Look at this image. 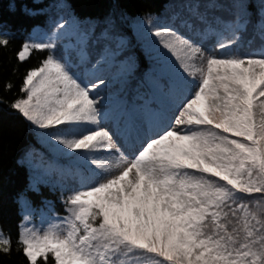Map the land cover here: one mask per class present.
Listing matches in <instances>:
<instances>
[{
  "label": "snow or ice",
  "instance_id": "obj_1",
  "mask_svg": "<svg viewBox=\"0 0 264 264\" xmlns=\"http://www.w3.org/2000/svg\"><path fill=\"white\" fill-rule=\"evenodd\" d=\"M138 3L55 0L48 31L16 54L46 52L0 100L43 149L19 160L16 251L25 264H264V48H239L249 25L264 39V0H183L166 20ZM37 215L46 226H29ZM12 251L0 233V264Z\"/></svg>",
  "mask_w": 264,
  "mask_h": 264
},
{
  "label": "trees",
  "instance_id": "obj_2",
  "mask_svg": "<svg viewBox=\"0 0 264 264\" xmlns=\"http://www.w3.org/2000/svg\"><path fill=\"white\" fill-rule=\"evenodd\" d=\"M54 0H0V20L7 21L10 32L7 47H0V100L14 98L27 69L38 67L46 52L32 50L31 55L19 62L16 54L21 45L35 29H44L49 18L50 6ZM90 3L104 5L107 0H88ZM129 11L139 13L141 6L138 0H127ZM152 11L161 15L169 4V0H150ZM25 9L37 12L28 16ZM40 9L48 11L40 12ZM106 9L92 8L88 15L94 19L102 16ZM256 17H253L255 21ZM134 52L139 58L140 69L147 68L148 62L143 52L134 45ZM6 83L13 85L9 91L4 90ZM29 145H36V138L31 134L29 126L23 118L0 103V233L12 241V254L3 259V264H25L24 258L16 251L17 238L22 218L20 215L17 194L25 189L28 172L19 160ZM50 200L54 198L47 188L43 189ZM30 199H36L29 194Z\"/></svg>",
  "mask_w": 264,
  "mask_h": 264
},
{
  "label": "rangeland",
  "instance_id": "obj_3",
  "mask_svg": "<svg viewBox=\"0 0 264 264\" xmlns=\"http://www.w3.org/2000/svg\"><path fill=\"white\" fill-rule=\"evenodd\" d=\"M181 2H183V0H169V4L166 6V8H168L169 5L179 4ZM201 2H203V0H201ZM218 2H224V0H218ZM54 3H55V0L53 1V4ZM178 10H179L178 8L170 9L168 12V16L170 17V15L173 11H178ZM163 13H164V11H163ZM163 13L161 14V19L166 20L167 18L163 15ZM53 14H54L53 10L50 9L49 10V16L53 15ZM216 14L223 16L225 18L228 17V14L226 12L218 11ZM255 21H256V19H255ZM255 21H253V24L255 23ZM46 31H48L47 26L43 30H34L33 33L30 35V37L27 40L39 41L42 38V33L46 32ZM125 34L129 37V39L132 43L133 50L135 47L134 45H136L143 52V54L145 55V57L147 59L148 66H149L151 61H150L148 55L145 53L142 42L137 40V38L134 34L133 28L132 27L126 28ZM152 39H155V38H152ZM210 45H211V41L206 43L205 47L208 48V47H210ZM239 48H240V51L242 53H247V54L257 53L262 48H264V39L261 38L258 31L256 29H254V27L252 25H249L247 30L242 34L241 40L239 42ZM90 51L93 53V57H94L95 53L99 51V46H95V47L91 48ZM261 99H264V98H261ZM36 143L38 144L37 149L43 150L41 148V146L39 145V143L37 142V140H36ZM96 155H98L101 159H103V150H100L99 152H97ZM61 163L67 164V161H61ZM57 195H58V191H57ZM54 197L55 198L53 199V201H55V212L60 216L65 215L62 204L57 200L56 196H54ZM21 208H22V204H21ZM21 214H22V212H21ZM32 225H35L37 227L46 226V225H43V226L41 225L40 217L38 215L32 218L31 224L29 226H32Z\"/></svg>",
  "mask_w": 264,
  "mask_h": 264
}]
</instances>
